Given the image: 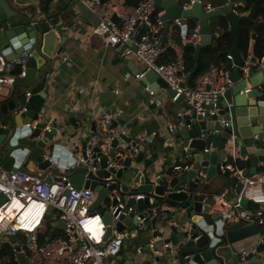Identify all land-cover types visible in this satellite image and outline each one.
I'll return each instance as SVG.
<instances>
[{"label": "water", "instance_id": "95a60500", "mask_svg": "<svg viewBox=\"0 0 264 264\" xmlns=\"http://www.w3.org/2000/svg\"><path fill=\"white\" fill-rule=\"evenodd\" d=\"M226 1L213 11H205L199 3L185 9L177 0L156 1L157 9L164 10L162 18L165 22L180 19L185 23L193 20L200 25L199 43L186 46L195 49L196 60H199L204 47L212 45L219 38L211 34L215 20L224 17L235 34L232 50L222 54L223 57H233L235 70L229 77L233 86L220 98L221 110L216 116L211 117L208 113L205 119L200 118L199 121L193 122L194 111L186 105L190 111L177 116L182 134L178 143L184 149L192 169L182 175L173 172L172 175L152 181L144 178L138 187L132 188L134 193L144 196L138 202H130L140 213L163 205L168 207L165 215L158 218L152 229L155 230L154 237L162 238L164 244L171 245V248L166 250L175 253L180 264H235L227 262L224 254L228 251L234 254L243 253L264 246V227H246L241 222L230 223L227 220L222 221L221 218L219 220L218 216L210 214L212 195L207 196L197 189L202 183L200 179H196L198 174L209 180L222 178L233 197H236L243 188L242 180L248 175H257L259 164L264 167V59H259L255 54L256 36L253 35L254 41L248 60V79L241 75L240 69L245 66V60L240 51L239 31L241 21L246 18L235 12V6L244 4V0ZM39 2L40 0H0L2 56L11 62L21 57L24 51L32 53L28 59L26 76L16 80V96L0 103V164L10 172L24 159L32 158L38 164L39 170H46L50 165L49 161H43L47 153L55 162L60 161L61 166L68 164L72 167L70 182L75 188H90L97 193L92 210L98 212L113 190L120 186L125 193L132 185L138 183L141 172L137 169L144 161V147L136 157L125 156L126 150L133 147L135 142L122 135L110 144L91 147L88 143L96 127H93V133L83 141L79 151L75 153L61 147L57 129L45 130L49 126L46 122H40L37 125L40 131L34 133V136L30 135L31 129L28 125L41 117L49 93L47 67L56 55L63 53L66 43L61 28L45 17L32 22L31 11L38 9ZM128 3L138 6V0H129ZM23 19L29 20L21 22ZM168 50L173 52L170 47ZM197 67L198 64L187 75V84L192 82ZM143 80L154 82L156 92L163 88L168 90L171 98L177 95L154 72H149ZM185 85L182 84V87ZM248 86L250 91L245 93ZM28 91L32 96L27 99L24 92ZM184 101V96H181L177 104ZM24 107L27 111L22 113ZM102 145L105 146L104 149ZM87 147L92 149V164L77 163L78 158L87 159ZM235 153H240L251 163V168L241 176L226 167L221 168V163L227 162V156L231 158ZM46 181L51 183L52 179L48 177ZM5 201L6 198L0 195V206ZM116 204V200H111V206ZM247 206L258 209V205L253 202H248ZM121 221L122 223L117 225L119 231H123L125 225L129 229H135L137 225L135 214L125 215ZM104 222L107 226L112 223L108 211L104 212ZM61 227L65 228V225L61 224ZM112 236L113 229L109 226L104 242L109 241ZM8 241L17 245V237H9ZM15 262L31 264L23 255H17ZM115 264H126L125 259L118 256Z\"/></svg>", "mask_w": 264, "mask_h": 264}, {"label": "built area", "instance_id": "2783aa9c", "mask_svg": "<svg viewBox=\"0 0 264 264\" xmlns=\"http://www.w3.org/2000/svg\"><path fill=\"white\" fill-rule=\"evenodd\" d=\"M128 1L80 0L98 19L93 34L100 38L105 46L122 50L127 59H134L144 66L136 75V79H144L149 72L156 73L169 89L176 92L175 97H170L173 102L177 103L179 98L184 96L190 109L194 111L193 122L199 121L200 118L205 119L208 113L211 117L216 116L221 110L220 98L233 86L229 78L230 72L212 67L197 79L194 86L186 83L185 48L190 43L194 46L199 43L200 25L197 24L189 33L186 22L180 19L167 22L163 20L164 11L157 9V0H138L137 7ZM177 1L181 3L182 0ZM195 3L202 5L205 11L214 10L205 0H190L183 7L189 9ZM177 28L184 31L178 36L179 43L176 40ZM169 47L175 49V58L171 62H164L162 59ZM31 56L32 53L24 51L21 57L9 62L0 52V103L16 96V80L26 76L27 63ZM227 59L233 61L231 55H228ZM240 71L241 75L248 79L249 63ZM184 83L186 85L182 87ZM146 91L151 98L156 96L150 85L146 87ZM159 91L168 93V90L163 88ZM249 91L250 87H247L245 93ZM25 96L28 99L32 94L28 91ZM151 101L153 103V99ZM26 111L24 107L21 112ZM40 122L41 117L28 125L31 129L30 135L40 131L37 128ZM113 122L112 116L105 115L88 145L94 147L110 144L121 135L127 136V125L113 129ZM51 129L48 126L45 130ZM43 132L44 130L41 135ZM104 147L102 145L103 149ZM140 149L141 145L136 144L126 150L125 156L136 157ZM86 152L87 159L78 158L77 163L92 164V149L87 147ZM28 161L24 159L10 172L0 164V195L6 198L0 206V231L7 239L17 237V245L10 244L15 261L17 255H23L31 264H115V259L122 254L126 242L137 238L147 224L155 222L168 210V207L163 205L140 213L135 205L130 204L133 200L138 202L144 198L142 194L132 191V188L139 186L145 178L141 173L138 183L132 185L128 192L124 193L120 186L111 192L110 200L117 201L116 206H111L108 210L112 217L109 226L113 229V236L104 242L109 226L104 222V213L92 210L97 193L90 188H75L70 182L72 167L68 164L61 166L60 161L55 162L47 153L43 161H49L50 165L46 170H39L34 160L35 167H29L26 163ZM221 164L222 169L230 168L226 162ZM191 169L190 164L175 165L173 172L182 175ZM199 176L204 177L202 174ZM48 177L52 179L51 183L46 181ZM241 183L243 188L236 197H233L232 193L229 197L212 195L210 214L218 216L222 221L241 222L246 227H264V172L252 178H244ZM245 201L255 203L258 209L249 208L244 204ZM33 205L36 206L34 212L29 218H25L23 212ZM131 214H135L137 219L135 229H129L125 225V229L119 231L117 225L122 223V217ZM61 224L65 225V228L61 227ZM97 230L99 233L96 234ZM21 238L24 240L21 241ZM149 247L154 252V259L149 264H158L160 251L156 249L155 239L151 240ZM164 247L170 249L171 245L164 244ZM252 254H260L264 262V254L259 252L258 247L243 252L240 263L246 264ZM125 263L137 264L130 260H125Z\"/></svg>", "mask_w": 264, "mask_h": 264}, {"label": "crops", "instance_id": "0c3cea01", "mask_svg": "<svg viewBox=\"0 0 264 264\" xmlns=\"http://www.w3.org/2000/svg\"><path fill=\"white\" fill-rule=\"evenodd\" d=\"M244 6L245 3L235 6V12L247 18L251 15L252 9L241 13L239 9ZM31 14L32 22L35 23L38 18L45 17L56 27H60L63 37L66 38L63 53L56 55L46 70L49 93L41 115V122H46L51 128L57 129L61 147L74 153L79 151L83 141L93 133V127L97 129L104 116L110 115L114 119L113 129L127 125V137L132 139L135 145L140 144L141 148L144 147V161L138 168L147 181L172 175L175 165L190 163L184 149L178 143L182 134L177 116L190 111L186 106L187 102L178 105L172 101L168 93L156 92L154 82L136 79V75L144 66L134 59H127L122 50L105 46L101 39L93 34L98 19L81 4L80 0H51L48 12L43 10L40 0L38 9H33ZM25 20L29 19H23L21 22ZM215 21V27L219 29L218 19ZM189 22H186L188 31L191 30ZM217 29L213 33L220 37L221 31ZM176 30L177 36L184 33L183 29ZM228 30L234 33L230 25ZM253 41L252 39L248 55L246 57L242 55L245 64L248 63ZM171 49L173 52L168 50L163 56L164 62L174 60L175 49ZM224 58L225 60H221L217 65L212 64L204 73L212 67H227L231 75L235 70L233 61ZM148 85L156 92L153 98L146 91ZM229 157L227 156L226 163L232 173L241 176L244 171L251 168L250 161L243 158L240 153ZM27 160L29 167H35L32 158ZM258 168L257 175L264 172L263 164H259ZM257 175H248L247 178ZM198 177L199 174L196 179ZM199 179L202 183L197 189L207 196L229 197L231 194L230 188L225 186L222 178ZM98 212L104 213L100 210ZM156 222L158 220L147 224L137 238L127 241L120 256L137 264H149L154 259V252L150 249L149 243L155 239L156 249L160 251L158 264H180L176 254L165 249L164 240L154 237L152 227ZM3 238L1 242L10 246L9 241L5 239L6 236ZM20 240L22 241V238ZM259 252L264 254V250ZM224 256L227 262L241 264L242 253L234 254L228 251ZM246 264H264L263 256L252 254Z\"/></svg>", "mask_w": 264, "mask_h": 264}, {"label": "trees", "instance_id": "16d2710c", "mask_svg": "<svg viewBox=\"0 0 264 264\" xmlns=\"http://www.w3.org/2000/svg\"><path fill=\"white\" fill-rule=\"evenodd\" d=\"M208 4H211L214 8L224 5L226 0H205ZM51 0H41L42 8L45 12H48L50 7ZM190 0H182V5L188 4ZM245 6L239 11L244 13L252 9V13L249 17L243 20L240 24L239 36L241 39L240 51L243 56L248 55V50L250 43L253 39V35L256 36L255 39V54L261 59L264 57V0H244ZM159 11V10H157ZM219 29H217L216 24L211 27V34L214 35V30H220L221 34L218 39H216L212 45L204 47L201 51L199 60L196 61L194 58L195 49L194 48H185V65L187 74L190 73L195 65L198 63L196 75L193 78V81L190 83L191 86H194L197 79L213 64L217 65L221 60H225L222 56L225 52H230L233 48L235 42V34L228 30V23L224 17L218 19ZM197 26L196 21L190 20L189 22V33L193 31ZM178 36H176L177 38ZM179 41V37L176 39ZM223 68V67H219ZM225 71L226 68H223ZM17 73V72H16ZM191 165V163H189ZM23 240V238H22ZM260 251L264 250V247L260 246ZM0 260L2 264H17L14 260L12 251L5 253L3 250H0Z\"/></svg>", "mask_w": 264, "mask_h": 264}, {"label": "rangeland", "instance_id": "374dc122", "mask_svg": "<svg viewBox=\"0 0 264 264\" xmlns=\"http://www.w3.org/2000/svg\"><path fill=\"white\" fill-rule=\"evenodd\" d=\"M137 170H139V168ZM134 173H135V171H134ZM127 179H129V178H127ZM244 204L246 205L247 201H245ZM110 205H111V200H110V198H108L107 202L102 207H100L99 210L105 212V211L110 209L109 208ZM2 239H4L3 236L0 238V242H1ZM5 239H7V238H5ZM7 241H8V239H7ZM0 249L3 250L5 253H8V251H12V247H10L9 245H6V244H4L2 242L0 243Z\"/></svg>", "mask_w": 264, "mask_h": 264}, {"label": "bare ground", "instance_id": "6f19581e", "mask_svg": "<svg viewBox=\"0 0 264 264\" xmlns=\"http://www.w3.org/2000/svg\"><path fill=\"white\" fill-rule=\"evenodd\" d=\"M15 205H16V203H15ZM35 207L36 206H31V207H29L28 209H25V211L23 212V216L25 217V218H29V216H31L32 215V213L34 212V210H35ZM11 214H12V211L10 210L9 211ZM99 233V231L97 230V231H95V233ZM96 233V234H97Z\"/></svg>", "mask_w": 264, "mask_h": 264}]
</instances>
